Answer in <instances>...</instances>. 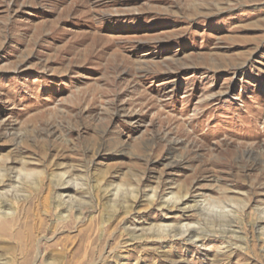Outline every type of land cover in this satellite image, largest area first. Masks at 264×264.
Instances as JSON below:
<instances>
[{"label": "rangeland", "instance_id": "374dc122", "mask_svg": "<svg viewBox=\"0 0 264 264\" xmlns=\"http://www.w3.org/2000/svg\"><path fill=\"white\" fill-rule=\"evenodd\" d=\"M58 176L30 264H264V0H0V216Z\"/></svg>", "mask_w": 264, "mask_h": 264}, {"label": "bare ground", "instance_id": "6f19581e", "mask_svg": "<svg viewBox=\"0 0 264 264\" xmlns=\"http://www.w3.org/2000/svg\"><path fill=\"white\" fill-rule=\"evenodd\" d=\"M30 166V163H23L22 168L25 171H31ZM29 176H31V174H26L25 179H29ZM45 180L46 177L41 178L40 189L32 191V197L26 199L21 205L19 203L17 212L14 213L12 217H8L7 215L0 216V245L10 244L14 247L15 252L21 256L18 264H30L35 248L34 242L41 234L47 233L49 230H52V228L55 229V232L61 228H69L72 224L69 219L62 221V223L54 227L47 223L44 213H41V211L44 210L47 216L52 213L53 204L51 199L53 193H58V197H61L62 195H59L61 193L58 191L63 190L62 194H69L73 190V187L63 183L62 179L58 176L55 185L52 182L47 184V195L42 197L45 191ZM8 182L12 183L13 179L7 177L6 180H0V188L7 186L6 184ZM111 184L108 185V187L111 186ZM125 199L126 202L130 201L129 198ZM70 217H73V214ZM113 220L117 219L110 217L108 222H104V220L100 218L91 219L88 224H84L83 229L80 230L77 236L73 238L69 235L65 237L60 236L55 241L46 244L45 248L48 252L47 255L57 258L59 260L58 264H79L85 260L94 261L99 258L102 244L101 236L98 234L96 235L95 232L98 229L99 231H104L106 235L111 237L112 235H110L109 230L113 224ZM257 221L258 223H264V218H258ZM106 224L108 226L105 227ZM195 234L199 233L196 231ZM72 239H74V242H71ZM114 239H116L115 236L113 237V240ZM2 248L5 247L3 246Z\"/></svg>", "mask_w": 264, "mask_h": 264}]
</instances>
